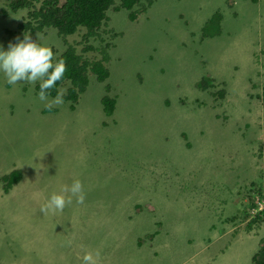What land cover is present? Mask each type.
I'll return each mask as SVG.
<instances>
[{
	"label": "rangeland",
	"instance_id": "rangeland-1",
	"mask_svg": "<svg viewBox=\"0 0 264 264\" xmlns=\"http://www.w3.org/2000/svg\"><path fill=\"white\" fill-rule=\"evenodd\" d=\"M143 4L133 22L107 10L109 76L90 75L74 109L48 108L56 96L41 101L39 82L10 85L0 74V175L22 172L7 192L0 182V264H80L112 248L130 253L127 264H253L264 242V218L246 229L251 182H264V0ZM214 12L217 32L202 37ZM26 13L0 0L5 49V30ZM82 33L30 36L56 58L68 44L80 52ZM76 179L83 203L41 211Z\"/></svg>",
	"mask_w": 264,
	"mask_h": 264
},
{
	"label": "trees",
	"instance_id": "trees-1",
	"mask_svg": "<svg viewBox=\"0 0 264 264\" xmlns=\"http://www.w3.org/2000/svg\"><path fill=\"white\" fill-rule=\"evenodd\" d=\"M145 1L148 6L152 2V0ZM250 1L257 2V0ZM6 6L10 12H16L19 9L27 10L26 17L18 23L15 31L5 30L8 44L16 42L18 38L21 39L16 34L31 35L35 32H44L47 28L55 29L57 34L62 37L83 31L81 41L83 46L80 52L76 50L75 45L68 44L60 55L54 58L55 60H63L67 70L65 77L57 81L56 86L49 90V96L55 97L59 88L67 84L65 91H63V100L69 103L71 109H74L79 96L86 90L90 75L95 77L98 82H104L109 76L106 63L109 60L108 50L112 47V44H103L104 38L101 35V31L106 33L102 29L108 26L107 10L110 8L113 11L125 9L128 11L129 21L133 22L136 21L138 13L146 9L143 0H6ZM2 13L7 16L5 9L2 10ZM220 19V12H214L202 26V37L214 35L217 28L213 27L212 24L218 23ZM107 32L111 33L112 38L119 35L111 29ZM92 38L100 39V45L89 44ZM35 88L39 93V83L36 84ZM104 89L107 93L101 98L103 112L106 116H111L115 110L116 99L108 95V92H110L109 84H106ZM225 93L226 91L223 89L214 92L220 98H224ZM262 102L264 104V96ZM21 178L22 172L18 168L0 175L2 189L7 192ZM251 186L253 187L252 198L254 197V200L256 196L258 199L264 197V184L262 182H251ZM254 207H256V200L248 206L247 217L250 215L251 208ZM263 218L264 208L252 216L247 224L248 228L261 222ZM252 262L253 264H264V242L252 256Z\"/></svg>",
	"mask_w": 264,
	"mask_h": 264
},
{
	"label": "clouds",
	"instance_id": "clouds-1",
	"mask_svg": "<svg viewBox=\"0 0 264 264\" xmlns=\"http://www.w3.org/2000/svg\"><path fill=\"white\" fill-rule=\"evenodd\" d=\"M66 70L63 60L54 59V53L50 46L34 41L29 34H24L23 38H18L16 42H10L6 49L0 45V74L6 77L7 83L10 85H16L18 82H28L29 84L39 82L38 96L41 101H48L49 90L56 86L57 81L65 77ZM63 96V92L58 91L56 97L45 106L52 108L62 104ZM262 183L264 184V182ZM64 193H71V195L66 198ZM72 197H75L78 203L84 202L83 185L79 179L74 180L70 187L65 186L61 193L51 194L41 211L62 212L67 204L72 203ZM255 200L256 207L251 208L248 217L264 208V197L258 199L256 196ZM249 221L246 223L247 230H251L252 226L248 228ZM99 255L98 251L95 256L91 252L85 253L82 258L83 264H96V257Z\"/></svg>",
	"mask_w": 264,
	"mask_h": 264
},
{
	"label": "crops",
	"instance_id": "crops-1",
	"mask_svg": "<svg viewBox=\"0 0 264 264\" xmlns=\"http://www.w3.org/2000/svg\"><path fill=\"white\" fill-rule=\"evenodd\" d=\"M198 249L200 248L197 247V250ZM131 259L132 257L130 253H115L114 249L112 248L105 255L97 257L96 264H127V262ZM80 264H83V262H81Z\"/></svg>",
	"mask_w": 264,
	"mask_h": 264
}]
</instances>
